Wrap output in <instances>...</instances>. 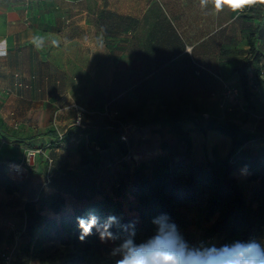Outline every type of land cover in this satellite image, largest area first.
Listing matches in <instances>:
<instances>
[{"label": "crops", "instance_id": "0c3cea01", "mask_svg": "<svg viewBox=\"0 0 264 264\" xmlns=\"http://www.w3.org/2000/svg\"><path fill=\"white\" fill-rule=\"evenodd\" d=\"M234 14L227 5L218 11L213 0H0V252L21 233L11 264H41L31 253L33 238L45 237L48 222L62 214L48 207L51 192L64 197L66 212L94 211L107 206L103 196L126 195L140 162L201 161L213 145L222 155L230 146L228 136L208 130L224 149L213 140L210 156L203 148L198 159L191 152L197 130L186 146L170 123L190 127L207 110L252 130L231 119L240 110L226 98L227 88L238 87L232 68L242 40L246 55V31L255 25ZM96 129L111 145L99 151L100 166L92 170L79 163L75 146ZM124 131L129 141L135 132L151 135L153 153L134 159L126 138L122 153L114 142ZM10 183L17 186L12 192ZM180 211L187 223L204 218L196 203ZM153 231L151 225L140 240ZM51 243L57 245L43 242Z\"/></svg>", "mask_w": 264, "mask_h": 264}, {"label": "trees", "instance_id": "16d2710c", "mask_svg": "<svg viewBox=\"0 0 264 264\" xmlns=\"http://www.w3.org/2000/svg\"><path fill=\"white\" fill-rule=\"evenodd\" d=\"M254 10L259 12V17L257 23L250 25L246 31V55L232 68L238 78L237 94L251 108V86H264V51L258 45L260 39L264 38V4L257 2L247 5L234 14L235 17L240 14L248 17V11ZM195 110L198 111V108ZM191 120L193 124L187 128L180 121L170 123L169 127L186 146H191L192 130L203 134L208 130L220 132L230 139L227 152L222 155L213 145L211 156L201 161L176 160L169 163L157 159L150 167L140 162L132 172L133 186L126 195L103 196L102 201H106L107 206L94 211L79 209L66 212L63 210L64 197L59 192H51L48 207L52 212L62 214L58 220L48 222L47 230L43 231L45 237L38 234L33 238L32 255L41 264H88L103 243L96 234L83 241L78 238V216L94 213L101 221L116 216L120 226L113 231L119 235V240L134 230L135 238L140 241L142 231L153 225V218L161 213H167L179 230L183 229L187 220L180 208L188 203L200 205L204 219L209 222L204 229L205 236L216 235L221 243L233 238L264 237V130L254 131L240 124L223 123L216 117H208L204 122L194 117ZM114 144L119 146L122 153L127 152L123 138L120 137ZM110 145L102 130L88 131L75 146L79 163L92 170L98 169L99 151ZM239 172L246 174L247 181L251 183L249 189L244 188L237 177ZM16 188L15 183H10L6 190L12 192ZM30 204L26 202L25 208H31ZM31 232L29 226L27 233L30 236ZM20 235L17 236L13 255L18 249ZM51 240H55L57 245L51 243L44 246V241Z\"/></svg>", "mask_w": 264, "mask_h": 264}, {"label": "clouds", "instance_id": "9594fccd", "mask_svg": "<svg viewBox=\"0 0 264 264\" xmlns=\"http://www.w3.org/2000/svg\"><path fill=\"white\" fill-rule=\"evenodd\" d=\"M264 4V0H213L219 11L224 5L233 11L243 9L255 3ZM202 5L207 0H201ZM4 42L0 41V45ZM55 45L57 41H52ZM244 172H247L245 167ZM79 239L96 234L102 243L119 240L113 231L119 227L116 216H109L103 221L94 213L76 218ZM153 234L145 240L137 241L134 230L115 244L111 255L114 264H264V237L233 238L223 243L191 244L181 234L177 224L167 213L153 218Z\"/></svg>", "mask_w": 264, "mask_h": 264}, {"label": "rangeland", "instance_id": "374dc122", "mask_svg": "<svg viewBox=\"0 0 264 264\" xmlns=\"http://www.w3.org/2000/svg\"><path fill=\"white\" fill-rule=\"evenodd\" d=\"M247 11H244V13H246ZM258 11L254 10V11H248V14L250 16L246 17L240 14L239 17L242 18H248L250 19V22L252 20H254V23H257V17L258 16ZM247 22V21H245ZM242 46H241V58L243 57L242 54L245 52V49L243 48L244 41L242 40ZM260 47L262 49V51H264V41H261ZM252 89V108L251 107H247L245 100L243 99V97L239 94L235 95L231 92H228L226 94L228 98L227 101L230 103V105L232 107H234L236 110H240V115L238 117L231 116V119H233L235 122H240L243 125L246 124V126H250L252 128V130H257V129H262V127H264V86H256L253 87L251 86ZM254 108V109H253ZM249 112H248V110ZM206 112L201 113V115H197V121L199 122H204L208 117H211V112L204 110ZM253 116V118L249 117V115ZM256 114V115H254ZM194 115V116H195ZM226 118H224L225 121H227V116L225 115ZM80 121V117H78L77 119H75V122H79ZM184 125H186V123H184ZM211 133H214V131H209V133H206L205 135L198 132V131H193L192 137H193V146H192V155L198 159H203V157L209 155L210 156V150L209 147L211 146V142L217 141L219 142V145L222 149H224V142L217 136L215 137H211ZM218 133L219 132H216ZM124 137L126 138L125 142L128 141V143L130 144V154H133L131 157H133L134 159L138 158V154L139 153H143L144 150H148L147 154L153 153L154 150V146L156 145L157 141L153 140L154 138L144 134H139L137 132H135L136 134V138H134L133 134L131 135L133 138L129 141V139H127V134L124 131L123 133ZM140 136L144 139L141 140ZM129 137V135H128ZM133 143V144H132ZM203 148H205V150H207V152L205 151V156L203 153ZM224 151V150H223ZM147 152V151H146ZM21 168V167H20ZM9 169L14 171V172H18L17 175H22V169H18V170H14V168L10 165ZM237 177L240 179L241 183L243 184L244 188L249 189V186H251V183H249L246 179V175L243 172H239L236 174ZM192 219L187 223V226L184 230L180 231L181 234L184 236V238L186 240L189 241V243L191 244H199L201 242L203 243H221L220 238L217 237L216 235L213 236H205L204 235V229L208 226L209 222L207 220H205L204 218H199V217H195L192 216ZM195 227V228H194ZM147 238H144V240ZM115 245L112 244L111 242L105 243L104 247H102V249L100 251L97 252V260H94L93 264H114V260L115 257H113L111 255V251L113 249Z\"/></svg>", "mask_w": 264, "mask_h": 264}, {"label": "built area", "instance_id": "2783aa9c", "mask_svg": "<svg viewBox=\"0 0 264 264\" xmlns=\"http://www.w3.org/2000/svg\"><path fill=\"white\" fill-rule=\"evenodd\" d=\"M226 91H227V93L231 92V93L237 95V90L235 88H227ZM121 138L125 139V137L123 135L121 136ZM10 165L13 168L15 166H18V168H14L15 171L19 169V165L18 164L11 163ZM13 250H14V246L6 248V249H4V250H2L0 252V262H1V264H10L11 263V260L13 258Z\"/></svg>", "mask_w": 264, "mask_h": 264}, {"label": "bare ground", "instance_id": "6f19581e", "mask_svg": "<svg viewBox=\"0 0 264 264\" xmlns=\"http://www.w3.org/2000/svg\"><path fill=\"white\" fill-rule=\"evenodd\" d=\"M14 168H18V166H15ZM21 169V168H20Z\"/></svg>", "mask_w": 264, "mask_h": 264}]
</instances>
